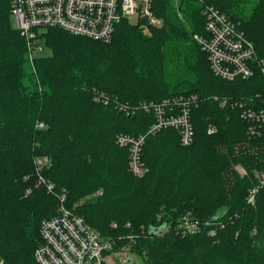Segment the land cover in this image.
Segmentation results:
<instances>
[{"label": "trees", "instance_id": "obj_1", "mask_svg": "<svg viewBox=\"0 0 264 264\" xmlns=\"http://www.w3.org/2000/svg\"><path fill=\"white\" fill-rule=\"evenodd\" d=\"M204 2L229 16L264 59V0H155L159 24L126 20L109 42L48 28L43 38L51 52L33 63L13 25L11 0H0L5 264H39L41 225L58 213L63 194L116 251L126 246L144 264H264V132L251 135L231 105L261 100L264 75L256 68L249 78L225 80L211 71L195 38L206 34ZM186 95L198 96L193 142L181 144L173 128L149 134L155 116L145 104ZM122 133L145 134L143 177L130 169L129 148L117 141ZM44 155L49 164L40 175L52 189L38 184L34 161ZM186 216L201 222L199 232H182Z\"/></svg>", "mask_w": 264, "mask_h": 264}, {"label": "built area", "instance_id": "obj_2", "mask_svg": "<svg viewBox=\"0 0 264 264\" xmlns=\"http://www.w3.org/2000/svg\"><path fill=\"white\" fill-rule=\"evenodd\" d=\"M155 0H11L12 17L15 26L25 36L30 62L39 55L47 54L44 45L43 30L60 28L75 35L93 40L109 42L117 27L127 21L145 25L159 24L154 14ZM204 1V0H200ZM205 4V2H204ZM202 13L205 15L206 34L195 35L201 42L209 59L211 71L225 80L249 78L261 69L264 75V59L257 54L256 46L242 29L229 16L219 12L213 5L205 4ZM198 102L197 95L164 100L156 105L145 104L151 108L155 120L148 128L149 134H156L164 129H176L180 142L189 145L193 142L191 109ZM250 102V103H249ZM224 104V103H223ZM238 106L241 116L249 124V133L258 135L264 132V97L261 100L247 99L231 102ZM43 126V123H41ZM214 128L210 127L209 133ZM117 141L129 148V166L133 174L143 177L147 171L141 159L145 134H119ZM35 166L39 174L38 184L46 183L40 172L49 164L48 157L36 158ZM264 174H260V184L264 183ZM259 187L251 190L248 201L254 203ZM65 195H60L59 211L56 215L44 219L40 228L42 241L35 251V260L39 264H127L128 250L116 251L115 242L102 236L89 222L74 209L65 204ZM184 234H195L200 231L201 222L191 216L181 220ZM127 253L126 258L116 254ZM0 264H4L3 262Z\"/></svg>", "mask_w": 264, "mask_h": 264}, {"label": "rangeland", "instance_id": "obj_3", "mask_svg": "<svg viewBox=\"0 0 264 264\" xmlns=\"http://www.w3.org/2000/svg\"><path fill=\"white\" fill-rule=\"evenodd\" d=\"M11 19H12V22H13V25L15 26V20L13 19L12 15H11ZM133 23V22H132ZM143 23H146L143 21ZM16 27V26H15ZM51 51L49 48H46V53L49 54ZM41 127V124L39 125ZM42 157H48L47 155H44ZM41 157V158H42ZM240 170H242L240 167H239ZM250 194V193H249ZM249 196V195H248ZM124 249H128L126 246L122 247L121 250H124ZM118 257H121V258H126L127 257V253H119L116 254V258ZM131 260H132V264H144V260H142V257L140 256V254L138 253H133L132 256H131ZM109 261L110 263L112 264H115L117 261H115V259L113 257H110L109 258ZM4 263L3 259L0 260V263ZM5 264V263H4Z\"/></svg>", "mask_w": 264, "mask_h": 264}, {"label": "water", "instance_id": "obj_4", "mask_svg": "<svg viewBox=\"0 0 264 264\" xmlns=\"http://www.w3.org/2000/svg\"><path fill=\"white\" fill-rule=\"evenodd\" d=\"M167 226V223H163L162 225H160V227H150L149 228V233L150 235H157L160 234V232H162V230ZM128 264H132V260H131V256H128Z\"/></svg>", "mask_w": 264, "mask_h": 264}]
</instances>
